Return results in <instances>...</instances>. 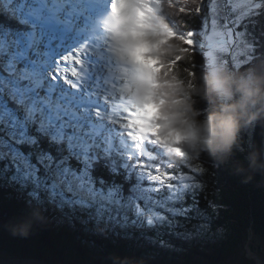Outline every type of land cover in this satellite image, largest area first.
I'll use <instances>...</instances> for the list:
<instances>
[{"label": "snow or ice", "instance_id": "snow-or-ice-1", "mask_svg": "<svg viewBox=\"0 0 264 264\" xmlns=\"http://www.w3.org/2000/svg\"><path fill=\"white\" fill-rule=\"evenodd\" d=\"M117 3L0 0V237L32 240L37 231L24 240L6 225L39 205L45 227L57 233L43 244L52 254L127 243L155 264H264V227L255 222L230 258H187L194 248L208 255L229 240L210 195L223 165L206 152L169 148L157 134L145 139L134 130L135 110L121 106L120 82L100 40L98 22ZM191 4L198 29L171 23L186 52L200 57L199 67L242 72L264 62V0ZM69 54L77 59L69 63ZM242 137L264 143V127ZM258 183L264 189V175ZM0 264L99 262L43 260L0 245Z\"/></svg>", "mask_w": 264, "mask_h": 264}, {"label": "trees", "instance_id": "trees-1", "mask_svg": "<svg viewBox=\"0 0 264 264\" xmlns=\"http://www.w3.org/2000/svg\"><path fill=\"white\" fill-rule=\"evenodd\" d=\"M156 14L162 26L164 40L157 56L156 68L158 75H165V83L173 86H182L184 93L178 97L181 101L192 104L193 111L200 113L198 119H204L218 103L214 93L209 92L206 84L205 67H199L200 57L192 56L183 47L179 36H174L171 23L174 18L183 30H196L200 26V17L189 11L194 8L191 0H155ZM185 8V13L179 9ZM183 58V63L176 61ZM195 72V75L192 73ZM234 80L252 81L264 85V62L248 68L246 71H232ZM200 91H197V90ZM234 99H237L234 97ZM231 102V101H229ZM253 107L255 119L246 120L242 115L235 141L230 146L219 144L206 145L201 148H187L183 142L172 136H165L160 131L161 125L154 119V128L151 133L157 134L169 148H178L192 155L206 152L211 158L220 162L223 167L217 171L214 182L213 195L220 205L217 223L223 225L229 233V240L217 247L211 254L205 255L199 249H192L187 258L203 257L212 260H225L232 256L236 244L245 234L246 229L255 222L257 229L264 227V189L259 186V176L264 175V143H247L242 133L253 126L264 127V104ZM148 139H151L149 135ZM48 223L45 210L39 205H30L27 214L11 220L6 225L9 233L16 238L30 239L34 232L36 236L30 241L17 242L10 237H0V245L8 250L17 252L31 251L39 259H89L99 264H155L154 257L143 253V249L122 243L119 248H104L88 253L77 248L75 252L52 254L43 244L52 240L57 233ZM97 231L102 235L108 234L105 225H98Z\"/></svg>", "mask_w": 264, "mask_h": 264}, {"label": "clouds", "instance_id": "clouds-1", "mask_svg": "<svg viewBox=\"0 0 264 264\" xmlns=\"http://www.w3.org/2000/svg\"><path fill=\"white\" fill-rule=\"evenodd\" d=\"M106 27L114 52L128 68L129 98L146 112L149 120L159 121L163 135L181 140L187 148L230 146L235 141L241 116L250 106L264 104V85L234 80L222 69H213L206 84L218 103L207 117L198 119L200 113L193 111L192 104L178 99L184 88L166 84V74L158 75L157 56L164 37L149 0H118ZM237 94L239 99H234ZM256 115L251 113L249 119H255Z\"/></svg>", "mask_w": 264, "mask_h": 264}, {"label": "rangeland", "instance_id": "rangeland-1", "mask_svg": "<svg viewBox=\"0 0 264 264\" xmlns=\"http://www.w3.org/2000/svg\"><path fill=\"white\" fill-rule=\"evenodd\" d=\"M154 2L155 0H149V4H150V7H152L153 9L156 10V7L154 5ZM70 55V59H69V63H71L72 60H75L77 59V57H71V54ZM79 62V61H78ZM213 69H222L223 70V73L225 75H228L231 77L230 75V69L228 67H226L225 65H215L213 67H205V70L206 72H210L211 70ZM74 70V69H72ZM69 71H71V69H69ZM247 81H252V78L250 76H248V79H246ZM123 83H127V82H124ZM121 89H123L122 87H120ZM119 88V89H120ZM127 88L128 86H126V89H123V90H119L118 91L120 92L121 94V101L123 102H126L127 100H129V96H128V91H127ZM237 99H239V94H237L235 96ZM131 100V99H130ZM132 102V100H131ZM127 107H132L134 108L135 110V119H134V123H133V127H134V130L138 133V134H141V135H144L145 136V139H147V136H148V133L151 132L152 128H154L156 125H154V119L153 120H149L148 117H147V114L146 112L142 111L139 106H137L134 102H132V104H129ZM253 112V107L250 106L247 113H245L243 116H244V119L243 120H246L248 118V116Z\"/></svg>", "mask_w": 264, "mask_h": 264}, {"label": "bare ground", "instance_id": "bare-ground-1", "mask_svg": "<svg viewBox=\"0 0 264 264\" xmlns=\"http://www.w3.org/2000/svg\"><path fill=\"white\" fill-rule=\"evenodd\" d=\"M100 40L102 41V43H103V45H104V48H105V52L107 53V55L109 56V58L111 59V62H112V60H115V58L112 56V53H111V51H110V48H109V42H108V39L105 37V34L104 33H102V35H101V37H100ZM78 62V61H77ZM122 62V61H121ZM113 63V62H112ZM121 65H123V63H121ZM116 67L117 66H113V68H112V72H114L115 70H116ZM213 67V66H212ZM121 68V66L118 68V69H120ZM67 71V70H66ZM117 80L119 81V82H121V81H124V82H127V75H120V74H118L117 75ZM124 84V83H123ZM129 87L127 88V91L129 92L130 91V85H128ZM120 87H122V85H120ZM119 90H123V89H119ZM122 105H124V103L122 104Z\"/></svg>", "mask_w": 264, "mask_h": 264}]
</instances>
